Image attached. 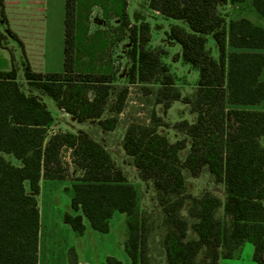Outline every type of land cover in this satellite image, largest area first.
<instances>
[{"label": "trees", "instance_id": "trees-1", "mask_svg": "<svg viewBox=\"0 0 264 264\" xmlns=\"http://www.w3.org/2000/svg\"><path fill=\"white\" fill-rule=\"evenodd\" d=\"M244 1L264 18V0H149L152 10L186 23L171 25L166 36L180 45L182 61L198 70L192 95L182 96L163 60L167 51L150 45L149 23L132 24L124 6L120 28L130 42L127 84H116L114 73L75 70L76 0H65L63 70L36 72L25 63L29 88L47 94L79 123L96 120L103 131L116 126L129 84H139L165 110L176 100L191 105L195 121L175 122L180 137L174 141L158 132L165 123L154 111L149 123L125 128L124 152L139 178L152 182L160 208L153 226L150 213L139 205L137 186L101 142L83 129L46 139L52 114L22 89L11 55L10 69L0 70V264H37L39 182L68 177L69 166L76 172L70 205L80 213L65 212L63 220L78 235L84 231L83 216L93 229L106 233L113 212L124 213V249L132 264H151L147 236L155 227L166 264H218L245 241L253 245L255 264H264V110L247 108L264 101V28L242 16L226 20L218 10V5ZM0 14L4 17L3 0ZM207 36L216 43L217 58L206 46ZM3 38L0 32V45ZM64 148L70 150L69 163L62 160ZM4 154H12L20 165ZM203 169L214 183L223 184V198L209 190L187 192L185 172L195 177ZM105 261L122 264L113 256ZM68 264H78L72 247Z\"/></svg>", "mask_w": 264, "mask_h": 264}, {"label": "crops", "instance_id": "crops-1", "mask_svg": "<svg viewBox=\"0 0 264 264\" xmlns=\"http://www.w3.org/2000/svg\"><path fill=\"white\" fill-rule=\"evenodd\" d=\"M148 2L149 0H76L75 70L112 73L113 61L110 57H105V49L109 44L106 39L118 45L127 39L121 36L122 7H125L132 24L145 21L140 17H143L147 10L163 16L149 8ZM220 6L218 5L219 11ZM3 12L4 17L0 14V32L4 35L0 45V70L10 69L12 55L15 66L17 58L23 57L25 63L28 62L31 69L36 72H61L65 0H3ZM132 13L139 17L136 18L138 20L132 18ZM18 82L22 84L21 81ZM24 91L35 94V91ZM44 180H48L49 183H42ZM64 180H59L63 182L61 185L56 183L58 180L46 178H41L39 182V193L36 196L39 211L37 264H68V251L71 247L77 254L78 264H106L107 256L115 257L122 264L129 262L132 264L124 249L125 229L120 240L118 237L114 239L109 237L111 218L109 231L103 233L93 229L83 216L84 231L81 235L75 233L63 220L65 212L80 213L71 208V192L68 189L70 185L65 184ZM125 218V214L124 217H118L122 227L125 226ZM243 253L250 261L248 264H255L252 258L253 245L249 241H245L236 249L232 257L219 258L218 264H242Z\"/></svg>", "mask_w": 264, "mask_h": 264}, {"label": "rangeland", "instance_id": "rangeland-1", "mask_svg": "<svg viewBox=\"0 0 264 264\" xmlns=\"http://www.w3.org/2000/svg\"><path fill=\"white\" fill-rule=\"evenodd\" d=\"M220 12L226 20L230 18L246 17L253 23L258 24L264 28V18L261 17L251 6L249 1L241 3L226 4L220 6ZM132 18H136L137 15H133ZM145 21L151 25V40L150 45L153 47L161 46L167 50V54L163 60L169 65L171 72L177 77L176 85L181 91L182 96L192 95L195 92L196 84L198 80V70L192 67L188 63H184L181 59V47L175 41L167 38L166 32L173 24H180L186 27L184 20H176L171 18H164L163 16L155 15L150 10L146 11L143 15ZM109 43L105 49V57L112 59V73L115 75V83L118 85L127 84L128 67L130 61L126 56V50L128 49L129 40L124 39L120 45L116 42H112L106 39ZM112 42V43H111ZM206 46L210 49L214 58H217L218 51L215 41L211 36H207ZM126 57V58H125ZM24 58H17L16 70L17 80L21 81V87L24 90L35 91L36 97L44 102L52 114L53 122L47 127L46 139L49 135L56 132L71 131L76 132L78 129H83L88 132L92 137L101 142L106 149L110 152L111 157L117 165H119L126 179L135 184L139 192V205L142 209L150 213L152 226L158 223L161 217L160 208L155 199V192L153 184L150 180L143 181L139 178L137 169L131 164L130 159L124 152L122 147L123 135L125 128L130 123H149L151 112L154 111L156 116L160 117L165 123L164 126H158L157 130L160 133H165L170 141H174L180 137V135L173 129L172 125L182 119H187L189 122L195 121V113H191V105L183 103L181 100H176L171 103L168 109H164L161 104H154L152 102L151 95H144L140 89L139 84H129L128 94L124 103L123 111L118 115L116 126L110 131H103L97 124L96 120L88 119L82 123L77 122L75 117L69 113L60 110L55 102L47 94L42 93L39 90L29 88L24 79ZM262 77L264 78V72ZM112 100L108 101V107L111 105ZM247 108L264 110V101L257 105L247 106ZM264 146V141H261ZM13 164L20 165V161L17 160L12 154H4ZM62 160L64 163L70 161V150L63 149ZM69 176L65 177L64 183L70 185L68 188L71 190L73 178L76 172L71 166H69ZM186 174V190L192 195H199L205 190H209L220 197H224V186L221 183H214L212 177L203 169L200 174L195 177L188 176ZM58 181L60 179H57ZM45 181V180H44ZM42 183H49L48 180ZM59 185L62 181L56 182ZM25 188L30 193L29 184L25 182ZM185 214V208L182 210ZM121 215V216H120ZM124 217V213L116 211L110 219L111 232L109 237L111 239L122 238V231L125 229V239L127 236V227H122L118 222V217ZM126 221V218H125ZM161 232L158 227H155L147 236V248L146 253L149 256L151 264H166L163 249L160 244ZM109 246V243H107ZM242 264H248L250 261L246 259V254L243 253ZM128 264H131L130 262Z\"/></svg>", "mask_w": 264, "mask_h": 264}]
</instances>
